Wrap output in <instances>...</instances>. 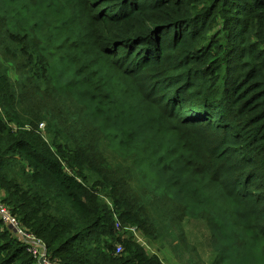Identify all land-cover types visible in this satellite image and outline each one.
<instances>
[{"label":"trees","instance_id":"trees-1","mask_svg":"<svg viewBox=\"0 0 264 264\" xmlns=\"http://www.w3.org/2000/svg\"><path fill=\"white\" fill-rule=\"evenodd\" d=\"M216 16L226 21L225 49L239 70L225 87L235 93L240 80L249 84L255 95L248 108L209 96L204 68L220 58V44L208 37L207 18ZM0 32L33 63L30 85L46 83L70 96L133 168L121 176V168L82 144L65 159L66 169L51 158L33 121L25 125L31 130L16 131L0 115L1 202L52 259L163 264L123 238L128 228L151 234L144 200L152 198L176 204L178 221L210 219L219 264H264V143L258 127L254 138L245 129L257 121L248 117L250 107L264 117V50L256 55L249 45L264 39V0H0ZM28 99L23 92L25 115L35 106L28 109ZM220 104L228 108L223 116ZM206 123L223 138L203 135ZM130 180H137V193ZM33 263L0 220V264Z\"/></svg>","mask_w":264,"mask_h":264},{"label":"rangeland","instance_id":"rangeland-1","mask_svg":"<svg viewBox=\"0 0 264 264\" xmlns=\"http://www.w3.org/2000/svg\"><path fill=\"white\" fill-rule=\"evenodd\" d=\"M208 4L210 5V2ZM207 19L209 20L207 23L208 37L211 38L212 41L215 39L214 41H216V45L220 44L217 51L220 58L216 61H212L206 68H204L205 75L207 74L209 96H211V99L213 100L219 99L218 103L222 102V98L230 101L229 98L231 97L233 102L235 100L236 107H240L242 104L243 107L248 108L246 103H249V101L246 100L252 95H255V91H250L251 88L248 87L249 84L247 86L242 85V80H240V86L237 87L235 93H233V91L229 92L231 88L225 87L227 86L226 81L233 80L234 73L239 71L237 70L238 64L235 61V58H228L229 52L225 49L228 42L226 39L227 35L224 33L226 21L222 16H216V18L211 19L209 17ZM249 45L257 55L260 48L261 50H264V39L255 40L252 38ZM15 47V45L6 41L0 32V93H2V96H0V104H3L6 107V114L0 110V115H2V117L4 115L6 118L5 121L8 123L12 120V124L9 123V126L16 131H28L31 129L29 127L27 128L25 125L28 121H33L35 124L34 129L36 135H38L41 141L49 148L48 153L51 158L55 161L59 160L61 166L66 169L71 166L65 162V159H67L73 151L85 148L76 146L83 144L91 146L110 167H114L116 170L121 168L123 171L121 176L130 177V175H133L131 162L121 160L119 156L110 149L107 141L103 138L100 132L82 118V108H80L79 105H76L70 96H59L46 83L41 84L40 82H33V85H30V83H32V72L30 73V69L33 63H31L28 58L16 54ZM223 56L226 57L227 61L222 59ZM227 63H229L228 69L230 68V72L226 69L227 66L225 65ZM183 75V73L179 74L181 77ZM36 90L40 96L32 99L30 92L34 93ZM23 92L29 97L28 101L31 102L28 104V109L35 105L34 110H31V115H25L23 109L24 106H22ZM219 107L222 109V114L220 115L223 116V113H225L228 108L224 106V104H220ZM255 109V107L249 108L250 112L248 113V117H251V121H253L254 115L257 121L254 125L250 122V124L245 127L248 132L243 128L242 132H247V134L251 135V138H254L253 131L258 127L259 132L262 133V137L259 141H261L260 143H264V117L262 118V113L258 109L256 112H253ZM36 114H39V116L43 118L37 117ZM236 114L238 113L234 112L233 116H230V120L234 125L238 126L236 121H238L239 118L235 117ZM65 117L68 122H65L63 126ZM243 117L245 119V115ZM200 128H202V130L200 129L199 131L202 132L203 135L207 134L216 139L223 138V130L217 128L211 130L207 123ZM239 128L240 127H235L234 130H239ZM261 133H259V135ZM54 140L59 146H62L60 148L62 150L52 145ZM253 143L255 146L260 145L258 142ZM244 147L246 148L247 146ZM249 148L247 147L246 149ZM60 152L64 153L61 157L59 156ZM260 156L263 157L264 154ZM83 173L87 175V181L91 182L88 171L83 170ZM129 183L130 185L128 186V189L137 193L139 187L137 180H130ZM85 184H87V182ZM101 198L104 199L105 197L101 196ZM105 201L106 204H109L111 207L110 200L105 199ZM144 201H146V208L151 211L153 215L151 223L148 226L151 234L146 235L142 233L141 230H138L136 232V239L128 229L124 232L123 238L129 237V240H131L136 246L143 247L148 256L157 257L163 262V264H219V256L217 255V251L214 249L212 242V222L210 219L203 218L200 220L178 221V215L181 214L176 204L166 201H157L152 198H145ZM1 203L5 205L1 202L0 197V204ZM4 226L9 232H11L8 225L4 224ZM25 231L29 235L34 236L35 238H33L36 241H40L44 244V248H46L45 242L42 239L32 233L30 234L26 229ZM113 244L117 246L119 243L115 241ZM35 250L38 255L44 251L46 256H50L47 249L44 250L41 247H36ZM7 253L10 252L7 251ZM116 254H120V252L116 251ZM33 259V264H38V261L34 256Z\"/></svg>","mask_w":264,"mask_h":264},{"label":"built area","instance_id":"built-area-1","mask_svg":"<svg viewBox=\"0 0 264 264\" xmlns=\"http://www.w3.org/2000/svg\"><path fill=\"white\" fill-rule=\"evenodd\" d=\"M0 220L8 225L11 229V235L16 238V240L24 244L23 246L27 250L29 254L34 256V258L37 259L38 264H58L57 260L52 259L50 256H46V254L41 253L40 255L37 254V251L35 250L36 247H41L44 250V244H42L40 241H36L34 236L29 235L25 229L21 226L20 222L18 219H16L15 215L11 214L9 208H7L5 205L2 203L0 204ZM118 228V225L116 226ZM130 233L137 239V231L135 228H128ZM126 229V230H128ZM34 237V238H33ZM139 240V239H138ZM137 240V241H138ZM35 250V251H32ZM46 252V251H45ZM117 252H120L119 249H117Z\"/></svg>","mask_w":264,"mask_h":264}]
</instances>
